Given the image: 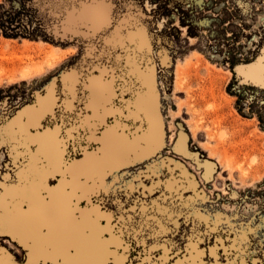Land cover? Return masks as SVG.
Listing matches in <instances>:
<instances>
[{"label": "rangeland", "instance_id": "obj_1", "mask_svg": "<svg viewBox=\"0 0 264 264\" xmlns=\"http://www.w3.org/2000/svg\"><path fill=\"white\" fill-rule=\"evenodd\" d=\"M30 2L39 7H30ZM49 2L0 0V117L9 118L20 106L33 103L51 82L62 90L58 77L64 68L82 73L102 55L88 29L54 19L44 7ZM124 2L127 14L118 21L124 47L119 54L126 69L124 87L134 90L131 98L140 97L141 119L134 127L123 123L132 132H149L156 141L151 154L124 163L134 165L133 170L151 163L168 171L179 199L195 205L202 224L220 229L207 241H220L217 264H224L225 248L234 264L238 259L245 264L259 261L256 242L264 237V88L236 70L264 56V0ZM17 18L29 19L31 37L8 31L10 36H4L2 26ZM151 93L159 122L150 129L142 102ZM146 105L153 126L157 118L152 99ZM7 120L0 119L5 135L0 183L28 162L25 149L8 145ZM137 137L133 150L144 152L150 139ZM0 197V264H16L25 255L22 234L14 226L18 192L0 190ZM237 230L247 233L252 244L247 256H237L231 247Z\"/></svg>", "mask_w": 264, "mask_h": 264}, {"label": "snow or ice", "instance_id": "obj_2", "mask_svg": "<svg viewBox=\"0 0 264 264\" xmlns=\"http://www.w3.org/2000/svg\"><path fill=\"white\" fill-rule=\"evenodd\" d=\"M44 7L54 19L88 29L102 55L31 114L9 120L8 145L25 149L28 162L15 177L4 175L0 190L18 192V209L36 232L38 258L45 264H217L220 241H207L220 229L202 224L195 205L179 199L168 171L151 163L133 170L124 163L144 158L133 150L138 137L123 127L125 120L134 127L141 119L140 97L131 98L134 90L124 87L119 54L124 0H50ZM236 71L264 88V56ZM93 141L96 150H82ZM49 178L60 183L49 188ZM80 201L83 208L77 207ZM256 244L260 260L249 264H264V237ZM231 247L247 256V233L237 230ZM224 264H234L229 248Z\"/></svg>", "mask_w": 264, "mask_h": 264}, {"label": "water", "instance_id": "obj_3", "mask_svg": "<svg viewBox=\"0 0 264 264\" xmlns=\"http://www.w3.org/2000/svg\"><path fill=\"white\" fill-rule=\"evenodd\" d=\"M146 44L143 45V46H146ZM70 74H74L75 76H80L81 73L76 68H73V67H70V66L64 68L60 72L59 77H58V81L60 82V84L62 85L63 88L65 86L66 81L70 80L69 77H68ZM93 75H98V73H93ZM57 92H58V90H57L56 83H53V82L49 83L43 91H41V92L36 94L35 101L33 103L24 104V105L20 106L18 109H16L14 113L11 114V116L8 118V120L6 122V131L9 133V129L11 127V125L9 124V120H12L15 117L27 115L28 112H30L31 110H34V106L35 105H37L38 103H40L43 100H46V99L50 98L52 95L56 94ZM148 99H152V101H153L154 109H155V115H156V118H157V120H156V122H155V124L153 126H149V122H148V120L146 118L145 105H146V102L148 101ZM142 108H143L144 116H145V119H146V122H147V126L150 129L154 128L156 126V124H158V122H159V117H158V114H157L155 100H154V96H153L152 93L144 98V100L142 102ZM110 119H114V118H110ZM43 126H44V128L48 127L47 124H44ZM123 127L126 128V125L124 123H123ZM132 134L134 136H136V137L137 136H141V135H146V137H148L150 139V146L146 150H143L144 152H142V150H140V149H138V150L135 149V151H138L143 156H145V155L151 154L155 150L156 141H155V139L152 138V134H150L147 131H140V132L139 131H135V132H132ZM140 145L142 147H144V141L140 140ZM81 147H82L83 151L87 152V151L96 150L98 146L96 145L95 141H93L87 147H84V146H81ZM33 150L35 151V148H33ZM79 158L80 157H77V159H79ZM125 161H127V160H125ZM59 181H60L59 179H56L55 184L48 182L45 185L47 187H49V188H53V187H55L58 184ZM45 194L47 195V193H45ZM84 206H85V202L84 201H80L77 204V207H79V208H83ZM27 208H28V205L25 204L24 205V209H27ZM18 211H19V209H18V206H17L16 209H15V212H14V226H15V229L20 231L21 234H22L20 249H22V251L24 250L23 252L25 253V255H23L24 258H22V260L20 262L17 263L15 261L16 264H45L44 260L36 259V255H37L36 254V244L34 242H32L30 239H28L27 234L25 233L24 230H22L21 228L19 229V228L16 227V216L18 214Z\"/></svg>", "mask_w": 264, "mask_h": 264}, {"label": "trees", "instance_id": "obj_4", "mask_svg": "<svg viewBox=\"0 0 264 264\" xmlns=\"http://www.w3.org/2000/svg\"><path fill=\"white\" fill-rule=\"evenodd\" d=\"M9 25L2 26L4 31V36H10L8 34H14L13 36L21 35L23 37H31L29 33V19L24 21L23 18H17L15 20H9ZM8 31V34H7Z\"/></svg>", "mask_w": 264, "mask_h": 264}, {"label": "crops", "instance_id": "obj_5", "mask_svg": "<svg viewBox=\"0 0 264 264\" xmlns=\"http://www.w3.org/2000/svg\"><path fill=\"white\" fill-rule=\"evenodd\" d=\"M69 76L73 77L75 76L74 74H70ZM69 77V79L71 78ZM33 112V110H31L30 112L27 113V115L31 114ZM25 115V116H27ZM60 183V181L58 182V184ZM29 211V209H24V213L27 214ZM36 210H33V214H35ZM25 217L21 215L20 211H18V214L16 216V224L19 228H21L22 230L25 231V233L27 234L28 239H30L32 242H34L36 244V232L35 230L25 222ZM36 259H39L38 256H36Z\"/></svg>", "mask_w": 264, "mask_h": 264}, {"label": "flooded vegetation", "instance_id": "obj_6", "mask_svg": "<svg viewBox=\"0 0 264 264\" xmlns=\"http://www.w3.org/2000/svg\"><path fill=\"white\" fill-rule=\"evenodd\" d=\"M146 110H147V113H148L149 116L152 115V111H151L152 109H151V106H150L149 102L146 105Z\"/></svg>", "mask_w": 264, "mask_h": 264}, {"label": "bare ground", "instance_id": "obj_7", "mask_svg": "<svg viewBox=\"0 0 264 264\" xmlns=\"http://www.w3.org/2000/svg\"><path fill=\"white\" fill-rule=\"evenodd\" d=\"M68 77H71V76H68Z\"/></svg>", "mask_w": 264, "mask_h": 264}]
</instances>
